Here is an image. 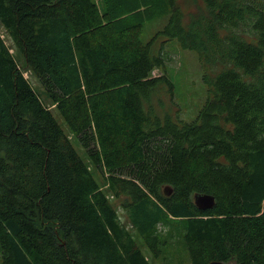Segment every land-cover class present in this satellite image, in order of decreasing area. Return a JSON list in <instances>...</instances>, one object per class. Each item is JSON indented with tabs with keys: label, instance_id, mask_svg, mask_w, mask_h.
I'll use <instances>...</instances> for the list:
<instances>
[{
	"label": "trees",
	"instance_id": "obj_1",
	"mask_svg": "<svg viewBox=\"0 0 264 264\" xmlns=\"http://www.w3.org/2000/svg\"><path fill=\"white\" fill-rule=\"evenodd\" d=\"M158 36L204 69L194 119L156 109ZM210 260L264 264V0H0V264Z\"/></svg>",
	"mask_w": 264,
	"mask_h": 264
},
{
	"label": "rangeland",
	"instance_id": "obj_2",
	"mask_svg": "<svg viewBox=\"0 0 264 264\" xmlns=\"http://www.w3.org/2000/svg\"><path fill=\"white\" fill-rule=\"evenodd\" d=\"M98 1L101 2V0ZM181 5L185 8L183 2ZM167 20L168 15L157 18L151 17L144 21L140 35L141 39L144 42L148 41L154 33L162 30ZM165 38V36H158L155 39L154 53L158 54L161 51L165 54L166 60L165 66L161 69H155L153 75L166 74L173 89L171 93L168 91V85L166 83L163 85L162 91L154 96L156 109H163L172 114L180 112V117L185 120L194 119L207 97V86L202 79L204 69L201 67L197 53L194 50L183 48L176 39L164 41ZM24 75L32 86L41 93L42 87H39L38 80L29 71H26ZM55 116L63 129L68 131L64 120L57 114ZM73 144L78 152L84 156L83 148L76 140H73ZM165 188L168 189V187ZM136 241L140 244L138 239ZM142 249L148 255L145 247L142 246ZM153 264L159 263L153 262Z\"/></svg>",
	"mask_w": 264,
	"mask_h": 264
},
{
	"label": "water",
	"instance_id": "obj_3",
	"mask_svg": "<svg viewBox=\"0 0 264 264\" xmlns=\"http://www.w3.org/2000/svg\"><path fill=\"white\" fill-rule=\"evenodd\" d=\"M164 191L169 193L170 189L164 188ZM193 201L195 205L200 209L211 208L214 204V196L208 193H195L193 195ZM206 264H235V263H226L220 260H210Z\"/></svg>",
	"mask_w": 264,
	"mask_h": 264
}]
</instances>
